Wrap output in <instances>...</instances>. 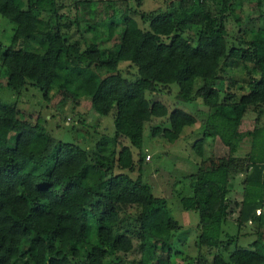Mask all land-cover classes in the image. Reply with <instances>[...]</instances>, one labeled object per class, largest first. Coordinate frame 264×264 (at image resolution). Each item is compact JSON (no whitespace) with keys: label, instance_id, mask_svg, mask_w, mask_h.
<instances>
[{"label":"trees","instance_id":"1","mask_svg":"<svg viewBox=\"0 0 264 264\" xmlns=\"http://www.w3.org/2000/svg\"><path fill=\"white\" fill-rule=\"evenodd\" d=\"M71 1L82 50L61 31L62 0H0V16L13 25L8 45L0 48V78L15 94L34 87L45 101L59 96L55 111L80 98H87L98 115L112 110L114 135L111 142L96 141L89 154L75 143L55 140L39 121L21 117L15 103L0 99V264H118L133 240L139 257L128 264H169L170 234L179 225L165 198L153 195L141 179V139L144 123L152 118L166 117L168 125H155L150 133L168 142L192 124V116L168 112L164 103L145 97L165 87L169 91L170 84L176 85L179 101L199 99L208 109L201 137L192 144L200 161L189 175L191 195L178 198L181 209L197 213L198 245L206 250L218 245L230 182L238 173L243 186L236 220L259 217L264 155L249 154L259 127L240 131L239 126L249 108L264 106V26L229 45L224 17L234 8L230 0H163V10L139 14L145 28L130 16L127 0ZM253 1L260 0L248 2ZM175 5L180 10L200 6V17L192 21L194 41L171 12ZM121 62L134 68L133 78L122 75ZM236 63L248 81L247 90L234 99L229 86L221 90L218 82L229 79L232 85L227 75ZM9 136L12 143L6 146ZM209 136L227 148L225 156L202 158ZM120 137L129 146L120 144ZM245 137H250L248 155L233 156ZM126 205L135 213L121 218ZM256 228L251 248L237 247L226 258L214 253L209 264H264L258 221Z\"/></svg>","mask_w":264,"mask_h":264},{"label":"rangeland","instance_id":"2","mask_svg":"<svg viewBox=\"0 0 264 264\" xmlns=\"http://www.w3.org/2000/svg\"><path fill=\"white\" fill-rule=\"evenodd\" d=\"M234 4L233 10L227 12L224 17V26L226 38L230 44H236L239 35L248 38L257 28L264 26V0L259 4L248 2L250 0H230ZM63 6L58 13L64 15L61 19L65 22L61 27L65 39L69 42L77 40L82 50L84 41L75 29L73 5L71 0H62ZM99 5V4H98ZM130 16H132L140 27L145 28L146 23L139 19L141 12L160 11L165 8L167 3L163 0H127ZM100 8V5H99ZM178 23H181L184 35L194 41L193 22L200 17V6H190L180 10L175 7L171 8ZM72 19L68 21L67 18ZM68 23V26H66ZM12 23L0 16V48L8 45L12 34ZM102 36V35H100ZM102 46L108 45L107 42H100ZM250 65V64H249ZM122 75L125 77H134V68L127 67L126 63L121 62L118 65ZM232 70L230 79L234 82L229 85V79L218 82L219 89L228 88V93L232 92L234 99L239 94L247 90L248 74L240 68L239 63L231 66ZM228 78V77H227ZM241 88V89H239ZM163 89V88H162ZM155 90L151 93H145L146 98L154 99L164 103L168 112L172 109H178L183 113L192 116L193 121L189 126L181 129L176 138L168 142L160 136H152L150 128L157 125L165 127L168 125L166 117L152 118L145 122L142 129L141 151L144 155V162L141 166V179L148 184L151 192L155 196H160L166 200V210L169 215L178 223L179 229L173 231L169 238L170 256L169 264H209L212 255L218 253L222 258H226L228 253L237 247L251 248V243L257 239L256 222H260V241L264 244V205L262 216H252L247 220L237 222L238 203L242 194V183L239 175L238 178H232L229 187V205L228 214L220 225L219 242L214 248L207 249L201 247L197 242L196 226L198 216L195 211L183 210L179 206L178 198L181 196H190L191 188L189 185V175L195 173L200 158L193 153V142L201 137L203 124L201 120L208 113L206 106L202 105L199 99L191 102L179 101L175 98L177 87L175 84L169 85V91L166 87L163 90ZM224 96V92L221 93ZM0 99L5 102L15 103L19 115L28 119L32 123L38 122L43 130L55 140L62 142L75 143L82 148L87 149L91 154L94 151V144L101 138L111 142L114 135L113 129V111L107 115H98L91 107L87 98H80L77 104H72L66 100L63 104L64 111H55L56 100L59 96H54L51 101H45L41 93L34 87H26L20 93L15 94L5 86V79L0 78ZM53 105V106H52ZM31 115V117H30ZM264 106L249 108L242 116L239 130L245 131L257 127L258 129L252 135V154L255 159H262L264 155ZM11 136V133L9 134ZM9 136L6 146L11 145L12 137ZM211 136L203 141V156L209 154H222L215 149L214 141ZM120 144L127 145L128 141L120 137ZM250 137H245L238 142V145L232 155L235 157H244L250 150ZM135 158L136 149L130 147ZM227 150V148H226ZM226 155V154H225ZM148 156V158H146ZM136 172L131 173L132 176ZM130 174V175H131ZM135 213L132 205L123 206L120 209L119 216L127 218ZM256 220V221H255ZM121 261L118 264H128L130 260H136L139 257L137 241H132L130 252L120 253Z\"/></svg>","mask_w":264,"mask_h":264},{"label":"crops","instance_id":"3","mask_svg":"<svg viewBox=\"0 0 264 264\" xmlns=\"http://www.w3.org/2000/svg\"><path fill=\"white\" fill-rule=\"evenodd\" d=\"M264 126V125H263ZM207 138V137H206ZM214 141V146H215V149H217L220 153H222V154H216V153H214L213 152V154L211 153V154H209V155H207V156H210V155H213V156H216V157H221V156H225V154H226V152H227V150H226V147L221 143V141L218 139V137H216V136H211V139H210V141L209 142H211V141ZM203 149H204V146H203ZM206 157V156H205ZM237 175V174H236ZM238 175H239V178H241V183H242V174H240V173H238ZM236 177V176H235ZM234 177V178H235ZM234 178H233V180H234ZM236 178H238V177H236ZM242 186H243V183H242ZM240 199H241V196H240ZM240 199L239 200H237V201H233V202H235V203H238L239 201H240ZM263 199H264V197H263ZM229 200V199H228ZM263 205H264V202H263ZM255 214L256 215H258L259 217L260 216H262V209H256L255 210Z\"/></svg>","mask_w":264,"mask_h":264},{"label":"built area","instance_id":"4","mask_svg":"<svg viewBox=\"0 0 264 264\" xmlns=\"http://www.w3.org/2000/svg\"><path fill=\"white\" fill-rule=\"evenodd\" d=\"M166 2H178V1H181V0H165ZM146 158H148V156H146Z\"/></svg>","mask_w":264,"mask_h":264}]
</instances>
